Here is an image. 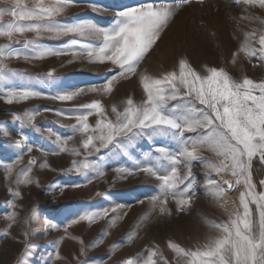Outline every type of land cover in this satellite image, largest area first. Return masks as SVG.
I'll use <instances>...</instances> for the list:
<instances>
[{"label": "snow or ice", "instance_id": "obj_1", "mask_svg": "<svg viewBox=\"0 0 264 264\" xmlns=\"http://www.w3.org/2000/svg\"><path fill=\"white\" fill-rule=\"evenodd\" d=\"M190 2L181 0L182 4ZM2 3L5 6H0V38L8 43L0 46V85H13L0 92V99L5 103L33 98L64 102L85 93L111 98L122 81L131 82L133 77L142 89L139 102L129 95L119 102L110 99L105 104L101 99H92L68 109V112L74 113L70 118L75 120L74 124L66 126L71 134L61 136L49 128L46 130L47 138L56 146L55 149L51 152L36 151H41L44 157L66 151L72 156L83 157L81 160L73 159L66 171L93 173L94 178H100L105 175V159L121 155L133 159V151L139 142L151 141L153 149L134 160V167H116L113 170L121 178L137 172L154 178L158 182L159 194L150 197L153 210L158 207L161 214L169 215V198L175 202L178 213L190 209L197 184L192 171L193 162H198L205 169L203 187L224 211L226 218L221 222L205 218L203 222L209 234L202 244L194 248L183 247L171 240L167 242V247L177 258H183L184 264H264V191L256 190L252 171L254 159L264 166V79L256 81L247 75L236 78L224 68L207 65L202 71H197L186 58L178 60V70L165 71L156 76L146 70L138 71L142 62L155 50L181 4L149 2L138 7H125L115 13L114 23L105 27L82 19L70 23L60 20L69 8L75 6L76 0H2ZM234 3L244 6L245 11L257 5L264 9V0H234ZM91 7L94 12L101 11L95 5ZM6 16L9 17L7 21L4 19ZM241 18L259 20L264 24V19L250 14ZM26 33H31L32 38H25L23 42L16 38ZM64 37L71 39L65 41V46L61 48L41 43V38L60 41ZM13 44L20 47L14 48ZM240 53L249 62L255 60L264 65V31L244 33V39L233 54V63ZM61 55L84 57L89 63L110 65L108 72L111 75L99 86L57 92L45 97L32 85L33 82L41 85L53 82L56 79L54 69L33 76L12 69L7 63L13 58L29 61ZM16 81L20 82L19 86L15 85ZM39 114L38 110L12 114L21 128L17 144L22 147L11 163L2 165L6 178L11 177L15 167L24 162V154L33 152L34 145L27 142L22 130L29 127L41 132L35 123ZM56 114L64 116L65 110H56ZM90 117L94 119L90 121ZM0 134L5 137L10 135L7 130H0ZM76 136L80 138L79 145L69 149V141ZM161 141L175 144L176 150ZM205 150L213 153L215 159L206 158L203 155ZM36 163V158L30 157L25 167L16 174L14 183L31 184L29 174ZM47 166L46 162L40 165L41 168ZM229 175L234 179H224ZM87 182L92 183V179ZM258 184L264 188V179H260ZM239 186L243 190L239 191L238 203L233 202L231 208L227 207L224 200L226 191ZM9 193L13 201L22 198L18 187H10ZM96 195L104 194L97 192ZM10 207L13 211L5 217L10 223L0 237H8L10 229L18 222L19 213L15 211L18 206L12 202ZM116 210L103 208L77 213L64 224V231L82 221L92 223L107 218L110 212ZM35 220L36 212L32 209L23 218V224L30 228ZM116 221L117 217H112L107 224L111 227ZM51 226L59 228V225ZM107 234L104 232L91 246L102 244L103 236ZM20 236L17 243L23 242L25 250L32 247L28 243L27 230L22 231ZM133 238L134 234H129L127 241ZM56 243L55 258L60 259V241ZM80 243L79 256L86 257L89 246H85L83 240ZM118 246L113 244L112 248ZM77 260L78 264H89L87 259L80 261L77 257ZM120 264L171 262L153 243L145 246L142 253L126 258ZM176 264H181L180 259Z\"/></svg>", "mask_w": 264, "mask_h": 264}, {"label": "rangeland", "instance_id": "obj_2", "mask_svg": "<svg viewBox=\"0 0 264 264\" xmlns=\"http://www.w3.org/2000/svg\"><path fill=\"white\" fill-rule=\"evenodd\" d=\"M149 2L181 4V7L163 32L155 50L142 62L138 71L146 70L148 74L156 76L165 71L178 70V60L186 58L197 71H202L203 66L207 65L224 68L236 78L247 75L256 81L264 79V65L255 60L249 62L243 53L236 57L235 63L232 62L233 54L244 39L245 32L264 31V24L259 23V20L241 18L250 14L264 19V9H260L258 5L248 7L245 11V7L237 6L234 0H191L189 4H182L181 0H76L75 6L69 8L66 15L59 19L69 23L82 19L106 27L114 23L117 11ZM91 5L101 11L94 12ZM0 6H5L2 0ZM4 19L7 21L9 17ZM16 38L23 42L25 38L31 39L32 34L17 35ZM70 39L71 37H64L60 41H53L41 38V43L61 48L65 46V41ZM6 43L8 41L0 38V46ZM13 47L19 48L20 45L13 44ZM7 63L10 68L33 76L54 69L56 79L53 82L44 85L33 82L32 85L44 93L45 97L57 92L99 86L111 75L108 72L110 65L89 63L84 57L75 58L72 55L49 56L42 60L29 61L13 58ZM19 83L16 81L15 85L19 86ZM11 86L13 85H0V92ZM129 95L137 102L142 98V89L138 87L135 77L131 82L122 81L111 98L96 93H85L72 101L64 102L50 98H33L8 104L0 99V130L10 133L6 137L0 134V233L10 223L5 217L13 211L10 207L12 202L18 206L15 211L19 213L18 222L10 229V235L0 237V264H78L77 257L80 261L87 259L89 264H120L124 259L142 253L145 246L153 243L159 246V251L171 264H176L177 259L184 264L183 258H177L167 247V242L171 240L183 247L194 248L202 244L209 234L203 222L205 218L217 222L226 218L224 211L206 193L203 187L205 169L198 162H193L192 171L196 175L197 184L196 196L190 209L178 213L175 202L169 198L167 208L171 210L170 215L161 214L158 207L153 210L150 197L159 194L158 182L154 178L143 172L121 178L114 172L116 167H134V160L140 159L144 152L153 149L151 141L139 142L133 151V159L123 155L105 159V175L100 178H94L93 173L78 174L66 171L71 167L73 159L81 160L83 157L72 156L67 151L44 157L41 151H36L42 149L51 152L55 149L56 146L47 138L46 130L49 128L61 136L71 134L66 126L74 124L75 120L70 118L74 113L68 112V109L92 99H101L105 104L110 99L119 102ZM61 109L65 110L64 116L56 114V110ZM31 110H38L40 113L35 123L41 132L29 127L23 128L27 142L34 145V150L31 154H24V162L15 167L11 177L6 178L2 165L11 163L20 154L19 149L22 147L17 144L21 128L19 123L14 121L12 114H23ZM93 119L94 117H90V121ZM79 140V136L74 137L69 141L68 148L78 146ZM161 143L173 151L176 150L173 143ZM203 155L208 159H215L214 154L209 151L205 150ZM30 157H35L37 161L29 174L32 183L15 184L16 174L25 167ZM92 158L94 157H90ZM45 162L48 166L41 168L40 165ZM252 171L254 182L257 183L256 190L264 191L258 184L260 179H264V166L258 159H254ZM89 179H92L90 184L87 182ZM77 184L81 187H73ZM10 187H18L22 198L13 201L9 193ZM242 190L243 187L239 186L229 190V193L226 191L224 200L227 201V207L231 208L233 202L238 203L239 191ZM97 192L104 195L98 196ZM141 200L144 202L139 203ZM103 208L117 210L110 212L107 218L92 223L82 221L69 227L67 232L64 231V224L75 214ZM32 209H35L36 220L29 228L23 224V218ZM112 217H117V221L114 226L109 227L107 221ZM51 225H59V228ZM25 230L29 232L28 243L32 245L27 250L23 242H16L21 239L20 234ZM104 232L108 234L103 236V243L92 247L93 242ZM129 234H134L131 241H127ZM81 240L85 246H89L86 257L79 256ZM57 241H60V259L55 258ZM113 244L119 246L113 249Z\"/></svg>", "mask_w": 264, "mask_h": 264}, {"label": "bare ground", "instance_id": "obj_3", "mask_svg": "<svg viewBox=\"0 0 264 264\" xmlns=\"http://www.w3.org/2000/svg\"><path fill=\"white\" fill-rule=\"evenodd\" d=\"M224 179L232 180V179H234V178H232L231 176H229V177H224ZM227 193H229V190H227Z\"/></svg>", "mask_w": 264, "mask_h": 264}]
</instances>
